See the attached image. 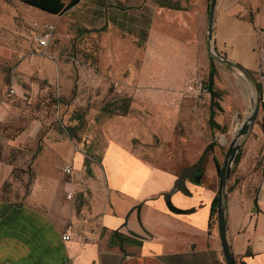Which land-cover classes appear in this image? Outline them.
Listing matches in <instances>:
<instances>
[{
	"label": "rangeland",
	"instance_id": "374dc122",
	"mask_svg": "<svg viewBox=\"0 0 264 264\" xmlns=\"http://www.w3.org/2000/svg\"><path fill=\"white\" fill-rule=\"evenodd\" d=\"M237 2L230 8L247 20L264 11V0ZM39 10L22 0H0V200L52 211L66 227L70 212L79 218L80 234L88 235L97 228L101 200L89 185L92 164L110 139L184 176L211 142L223 165L237 124L252 110L253 89L240 71L215 62L216 96L210 89L196 97L188 87L194 78L209 82L211 64L183 83L149 82L142 74V44L122 34L85 32ZM46 21L56 24V34L46 52L37 51L32 24ZM211 114L220 128H212ZM263 118L261 99L250 139L264 127ZM77 151L85 155L82 167L69 158ZM214 151L207 152L205 167ZM56 186L64 207L52 204Z\"/></svg>",
	"mask_w": 264,
	"mask_h": 264
},
{
	"label": "crops",
	"instance_id": "0c3cea01",
	"mask_svg": "<svg viewBox=\"0 0 264 264\" xmlns=\"http://www.w3.org/2000/svg\"><path fill=\"white\" fill-rule=\"evenodd\" d=\"M180 1L182 9L161 6L157 0H79L61 14L39 11L60 17L61 24L129 37L145 49V79L183 83L210 64L209 2ZM238 5L237 0L217 1L213 46L257 72L264 97V77L259 71L264 11L247 20L230 8ZM32 26L37 31L43 25ZM254 132L242 142L241 158L227 191L228 242L238 264H264V127ZM69 158L78 167L84 165L81 151ZM215 158L216 150L202 181L195 183L192 174L184 176L156 166L124 140L110 139L98 163L92 164L89 180L101 199L95 206L99 211L96 230L82 235L79 218L70 212L66 227L52 211L2 199L0 264H227L218 218L211 222L219 190ZM54 189L52 204L64 207L57 195L59 187ZM43 193L40 190L39 197L47 200ZM66 232L71 233V240H63Z\"/></svg>",
	"mask_w": 264,
	"mask_h": 264
},
{
	"label": "water",
	"instance_id": "95a60500",
	"mask_svg": "<svg viewBox=\"0 0 264 264\" xmlns=\"http://www.w3.org/2000/svg\"><path fill=\"white\" fill-rule=\"evenodd\" d=\"M217 1L209 0V12H208V28H207V40H208V51L210 57V64L214 67L215 62L230 66V68L237 69L240 71L249 82L253 89V96L251 98L252 110L249 111V115L242 119L237 124L236 133L229 143L228 149L223 160V165L221 166V173L219 174V190L217 193V217H218V228L220 232V241L224 251V257L227 264H238L235 254L231 250V246L228 242L227 235V218H226V201H227V191L228 183L233 172L234 160L239 153L242 142L250 134L253 127H255L258 113L261 109V99H262V89L258 79L252 71L248 70L244 65L230 60V58L220 54L214 48L213 44V28L215 21V13L217 12ZM238 117H240L238 115Z\"/></svg>",
	"mask_w": 264,
	"mask_h": 264
},
{
	"label": "trees",
	"instance_id": "16d2710c",
	"mask_svg": "<svg viewBox=\"0 0 264 264\" xmlns=\"http://www.w3.org/2000/svg\"><path fill=\"white\" fill-rule=\"evenodd\" d=\"M22 1L26 2L29 5L36 6L40 10L47 11L53 14H61L65 10L72 8L79 2V0H70L68 2H65L63 0H22ZM157 1L159 5L167 6V8H172V9H182L183 8L180 0H157ZM93 30H96V29H93ZM89 31H90L89 29H85V32H89ZM215 75H216V69L213 66H211L208 80H209L210 89L212 91L211 94L213 95V97H215L217 93L214 90ZM210 123H211L212 128H215V127L220 128V125L217 124V122L214 120L213 114H211ZM213 146L214 145L211 142L206 146L202 157H200L199 161L195 165L194 173H192V179L194 180L195 183H200L202 181L203 174H205L204 158L206 157V154L208 151L210 150L213 151ZM240 158H241V152L239 151V153L237 154V157L234 160L233 172L235 171V167ZM215 164H216V167L219 173H221V165L216 158H215ZM217 207H218V204H217V197H216V199L214 200V204L212 206L211 222H213L214 218H218L217 217Z\"/></svg>",
	"mask_w": 264,
	"mask_h": 264
},
{
	"label": "built area",
	"instance_id": "2783aa9c",
	"mask_svg": "<svg viewBox=\"0 0 264 264\" xmlns=\"http://www.w3.org/2000/svg\"><path fill=\"white\" fill-rule=\"evenodd\" d=\"M34 25H37V23H33ZM56 24H53V22H47L44 23L42 28L40 30H34L33 32V39L34 46L37 51H44L46 52L48 47L50 46V43L52 40H54L55 34H56ZM263 57L261 58L259 71L261 73V76L264 77V48H262ZM260 82V81H259ZM15 85H11L9 87V94H12L15 92ZM188 90L191 93H194L196 97L201 96L203 93L208 92L210 90L209 82L203 79H197L194 78L191 81V84L188 87ZM262 100L264 101V97L262 95ZM64 172L66 174L72 173L73 168L71 166H64L63 168ZM62 238L64 241L71 240V233L66 232L65 234H62Z\"/></svg>",
	"mask_w": 264,
	"mask_h": 264
},
{
	"label": "bare ground",
	"instance_id": "6f19581e",
	"mask_svg": "<svg viewBox=\"0 0 264 264\" xmlns=\"http://www.w3.org/2000/svg\"><path fill=\"white\" fill-rule=\"evenodd\" d=\"M236 133V132H235Z\"/></svg>",
	"mask_w": 264,
	"mask_h": 264
}]
</instances>
